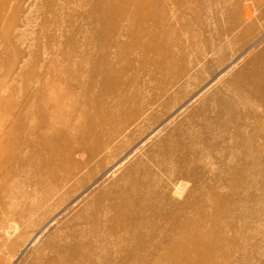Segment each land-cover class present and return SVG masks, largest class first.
<instances>
[{
    "label": "rangeland",
    "instance_id": "374dc122",
    "mask_svg": "<svg viewBox=\"0 0 264 264\" xmlns=\"http://www.w3.org/2000/svg\"><path fill=\"white\" fill-rule=\"evenodd\" d=\"M116 6L0 0V264H264V0ZM53 109L74 137L115 112L64 183L33 166Z\"/></svg>",
    "mask_w": 264,
    "mask_h": 264
},
{
    "label": "bare ground",
    "instance_id": "6f19581e",
    "mask_svg": "<svg viewBox=\"0 0 264 264\" xmlns=\"http://www.w3.org/2000/svg\"><path fill=\"white\" fill-rule=\"evenodd\" d=\"M121 1L122 0H109V3L118 6ZM155 3H153L152 5H150L148 3H142V4L145 8H147L148 11H150L149 19L153 22L152 24L157 27V24L159 26H161V25L156 22L157 21L156 20L157 12H156V8H155V6H156ZM123 11H124L123 8H114L110 11H107L108 13H110L112 15L111 22H112L114 17L119 18L121 15V12H123ZM146 37H148L145 41L146 45H149L152 42H155L158 44L160 43V39H158V36L153 37L155 40L153 38H151L150 36L146 35ZM147 56H148L147 54H144L142 60L145 62H148L149 59ZM158 60H161L162 62H166L168 60V57L166 56V54L165 55H158ZM108 64H109L108 61L105 62L104 67H106ZM100 67L101 66H99V69H97L95 75H93L92 77L87 79L88 84H85V86H86V88H88L90 90L91 95L93 96V97L91 96L92 98H90L89 100H91L93 104H95L96 102H99L104 107V104L106 103V101H104V99H105L104 92L109 91V90H114V88L111 87V85L108 83V78L112 74L109 73L107 70H103ZM116 76L120 77V73H116ZM82 90L85 91V89L83 87H82ZM113 102L114 101H112V103ZM51 108H56V107L53 106ZM46 114L50 115L52 117V120H51V122H47L44 124V129H42L38 133L34 134V139H36L35 140L36 143H46L48 146L45 150H39L38 148L32 149V152H33L32 156H37V157L40 156L41 157V160H39L38 162H35V164L33 163V166L35 169H37L36 172H39V175H38L39 177L49 175V174H52L55 176H61V179L64 183L69 178V175H71L69 173V171H68L69 169L67 167V165H68L67 164L68 163L67 157L70 153H72V150H73L72 147L77 148L78 145H80V146L82 144L84 145L88 140H99V141L111 140L103 132L97 136V133L95 132L94 129H95V127L101 129L102 128L101 125L97 126L101 122H103V124L113 123L114 119H115V112L113 109H110L103 116H99L101 119V122H99L93 126L86 125L87 122L85 120H83V122H81L80 125H78V128H79V136L78 137H74L71 135L73 125L72 124L70 125L69 123L66 122V118L67 119L71 118L70 114L59 113L55 109L47 110V111L45 110L42 113V115H46ZM60 120H62V121L59 122ZM59 124L61 127L65 126V128L66 127H68V128L65 131H63L62 133H60V132H54V133L48 132V129L49 130L53 129V128L57 127V125H59ZM101 130H103V129H101ZM91 135L94 136L95 138H97V137L102 138V136H103L107 139H98V138L97 139H87ZM23 143H26V142L24 140L21 142L16 141L15 142V149H19ZM95 146L96 145H94V147ZM97 148L98 147L96 146L95 148L90 149V151H89L90 156H92L94 154V152L97 150ZM87 154H88V152H87ZM28 160L25 161V160L21 159L20 163L22 165H24V163L27 162V166H28V165H30L29 164L30 161H28ZM71 161H72V159H71ZM50 195H52V190H50V189L46 190L45 196L49 197Z\"/></svg>",
    "mask_w": 264,
    "mask_h": 264
}]
</instances>
